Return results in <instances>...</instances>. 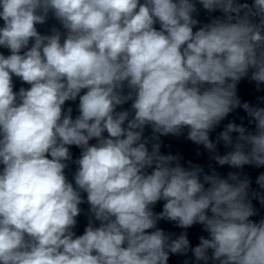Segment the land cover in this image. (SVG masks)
<instances>
[{
	"label": "clouds",
	"instance_id": "clouds-1",
	"mask_svg": "<svg viewBox=\"0 0 264 264\" xmlns=\"http://www.w3.org/2000/svg\"><path fill=\"white\" fill-rule=\"evenodd\" d=\"M198 3L223 16L194 31L193 0H0V47L11 53L0 54V264H167L190 242L187 233L171 239L160 220L203 225L209 238L191 248L196 261L264 264V219L250 220L248 179L160 152V136L187 128L209 152L232 146L211 157L221 166H264V108L237 96L250 70L264 84V0ZM49 12L63 42L56 29L37 31ZM13 75L31 87L14 92ZM77 97L73 119L62 106ZM129 101L131 110L116 111ZM238 107L255 133L228 123L214 143L209 133ZM73 145L76 187L64 174ZM256 182L264 188V174ZM81 192L99 226L75 236Z\"/></svg>",
	"mask_w": 264,
	"mask_h": 264
},
{
	"label": "water",
	"instance_id": "water-1",
	"mask_svg": "<svg viewBox=\"0 0 264 264\" xmlns=\"http://www.w3.org/2000/svg\"><path fill=\"white\" fill-rule=\"evenodd\" d=\"M143 2V0H141ZM196 4L197 11L193 13V18L198 20L199 23L194 26V31L198 30L199 27L203 26L206 23H209L212 19L216 17L223 16V13L220 11L216 12H208L205 10L202 5L198 3V0H193ZM239 2H247L249 5L253 3V0H239ZM256 22L258 23L259 20L257 19ZM3 25V21L0 20V26ZM157 29H159V24L155 25ZM37 31L41 35H50L52 34V30L56 29L61 33V42L66 35V30L62 27L61 23L53 16L51 12H49L46 22L44 24H37L36 25ZM33 41L29 42V47ZM27 49L22 50L21 54ZM0 54L5 56L10 55V51L6 48L0 47ZM251 70L249 72V76L242 78L237 84V96L241 101V104L247 102L252 107L264 108V84L257 85L255 81L250 79ZM12 84H13V91L18 93L20 88L28 89L31 85L23 82L21 78L16 77L15 75L12 76ZM207 87V85H205ZM86 90L81 91V95L84 94ZM125 93H127L128 89H124ZM79 105V97L75 101H66L65 104L62 106L63 111L67 113L68 108L72 109V118L75 119L80 113L78 110ZM122 110H131V101L125 103L122 106H118L116 111ZM228 123H235L236 125L243 126L247 132L255 133V122L251 120L248 116L247 112L242 108L238 107L231 111L221 122L218 126H216L210 133V139L216 143L217 137L219 134L224 131L225 126ZM187 132L188 129H183V134L179 136L175 135H167V136H160L159 142L161 144L160 152L164 155H175L179 157V163L185 167L190 168L191 165H200L204 173L211 175L213 170L221 177L227 178L228 173H238L239 178L241 180L247 178L250 182V187L248 189L249 192V199L254 207L256 214L250 217V220L259 223L260 220L264 219V203H261L259 196H264V188H261L260 185L257 184V178L264 174V166L257 167L255 165H244L241 168H233L229 165H219L216 163L214 159L211 157L214 155H225L227 152L232 150V146H225L223 141H219L217 143L216 152H209L207 149L204 148L203 145H197L187 139ZM107 136V133H104ZM153 132L150 126H146L144 131V137L148 139L150 142L148 143V147L151 150L152 143L157 141L152 140ZM233 143H235V138L239 135L238 133H232ZM97 141L93 139L90 141V144H95ZM69 151L71 153V159L69 161H65L68 165L64 169V174L68 180V182L72 183L74 187V175L78 169V165L76 164V160L79 159L81 155V149L76 146H68ZM49 158H51L49 156ZM2 167V166H0ZM149 173L151 169L148 170ZM201 181H203V174L201 175ZM230 183L232 181H229ZM208 187V185H205ZM253 193L258 194L256 197H253ZM81 197L83 203L79 205L81 212L80 215L76 217V225L72 228L75 236H80L84 234L86 227L88 226L89 222L91 221L94 226H99V221H95L90 212V205L87 203V194L81 192ZM164 201L161 200L157 202L153 206V211L155 213H159L162 211ZM157 228L162 229L166 235H169L171 239H176L181 233H187V238L190 242V248L187 254H172L169 253V260L167 264H204L203 261H196L194 255L192 254L191 248H194L200 243V237L209 238V233L204 230L203 225L201 224H194L189 228H180L176 226L175 222L160 220L157 222ZM155 229L149 230L154 231ZM209 257H211V251L208 253ZM208 264H219L218 261H213L209 259Z\"/></svg>",
	"mask_w": 264,
	"mask_h": 264
}]
</instances>
